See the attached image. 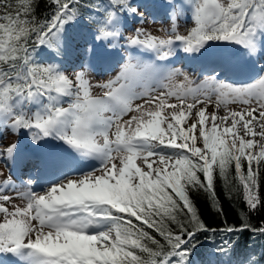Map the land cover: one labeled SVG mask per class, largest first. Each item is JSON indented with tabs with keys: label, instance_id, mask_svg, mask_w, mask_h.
<instances>
[{
	"label": "snow or ice",
	"instance_id": "6c2138e0",
	"mask_svg": "<svg viewBox=\"0 0 264 264\" xmlns=\"http://www.w3.org/2000/svg\"><path fill=\"white\" fill-rule=\"evenodd\" d=\"M169 3L174 19L191 10L194 26L186 34L174 26L165 39L136 29L127 43L159 60L173 55L177 43L186 53L211 41L239 44L250 54L259 50L264 0ZM51 4L52 15L38 21L34 0H0V123L27 130L34 143L62 140L100 167L41 192L28 181L21 191L5 163L15 158L16 143L0 148L8 168L0 181V254L21 264H189L197 233L216 231L200 219L191 191L202 190L216 202L217 173L227 181L234 169L249 210L264 204V75L234 85L215 74L192 79L182 68L129 56L114 78L98 85L102 94L93 95L86 66L70 75L35 59L41 47L61 54L64 26L84 5ZM102 11V19L94 20L97 40L117 38L120 14L137 13L130 0H107ZM33 101L39 109L27 110ZM169 148L171 154L163 151ZM102 222L109 227L90 230ZM246 229L264 234V225L249 223L223 231Z\"/></svg>",
	"mask_w": 264,
	"mask_h": 264
},
{
	"label": "rangeland",
	"instance_id": "374dc122",
	"mask_svg": "<svg viewBox=\"0 0 264 264\" xmlns=\"http://www.w3.org/2000/svg\"><path fill=\"white\" fill-rule=\"evenodd\" d=\"M133 4L135 5L136 3H139V5L136 7L137 13H130L134 16L133 20H127V17L125 16L124 13L120 14V32L121 34L114 39H108V40H97L96 35H93V31L89 30V27L94 29V26H88L82 27L77 24V20H74V23L71 25L77 26L79 30H81L82 33L88 37L89 32L92 34V38L90 37L88 42L86 43L83 39L80 43L66 40L65 33L68 28V24L64 26V29L61 33V40L63 43V51H64V56L65 59H59L55 57L51 52L47 55V58H52L56 60V64L59 65L60 69L64 71L65 73L72 74V72L75 71H80L82 70L85 66L87 67L89 74L87 76V79L90 81V83L93 85L92 88V94L93 95H100L103 92V89L100 88L98 85H101L105 82H107L109 79H112L115 77L116 74L120 71L121 65H123L125 62H121V64L117 67V69L114 72H111L109 74H102L97 71H95V66L96 62L99 59L107 57V60L110 59V56L113 54H116L117 52H122L126 53L128 49L131 47L127 43V38L131 37L132 35L135 34L136 29H142L145 33H150L153 36H158L161 38H168L169 34L173 31L174 26L177 31L180 32V34H186V30L194 26V21L192 17V12L190 9L186 10L183 12L182 15L179 16L178 19H174L173 17V9L170 6L169 0H132ZM168 2V4L166 3ZM177 3H180L176 0ZM107 5V1H106ZM153 7V8H152ZM91 39V40H90ZM260 40V47L258 51H263L264 52V38H258ZM91 41V43H90ZM225 51H222L220 53V58L218 59L217 56H213V50L218 49L220 47L219 43L216 41H211L208 42L199 52H194L192 53L191 57H186L184 52L182 50V47L179 43L176 44L175 49H174V54L171 55L167 61L171 63L169 66L166 68H174V67H179L182 68L184 71L188 73V75L192 78L196 72H197V66L205 61L211 58V61L214 63H217V65H220V62H224L223 60H231V64L229 68V72L235 71L238 73H242L244 70L249 69H243L245 67L241 66L237 61H247L250 59L251 55L247 49L244 47H241L239 44L235 43H225ZM235 46H240V49L238 52L234 53L229 50ZM44 48V47H43ZM47 52L42 49L37 50L36 54L39 55L40 59L43 58V55L46 54ZM155 53V52H154ZM35 54V55H36ZM232 54V55H231ZM156 55V53H155ZM234 59H230L233 58ZM217 57V58H214ZM71 58H75L77 61L73 63L72 67L67 68L68 63L70 62ZM128 55L125 54V58L123 61L127 60ZM138 59L137 57H135ZM189 58V61L187 60ZM189 62V63H188ZM79 63L81 64L79 66ZM258 63H261V65H257ZM90 64V65H89ZM98 65H101L99 63ZM196 70V72H195ZM208 69L207 72L201 73L198 75V79H203L204 76L208 75H213L215 74L216 70H211ZM252 72L249 74L251 78L244 77L242 81H232V80H226L224 77L228 75L225 73L224 76L222 75H217L218 79L224 80L225 82L234 84V85H245L251 83L253 80L258 78L260 75H264V53L262 55H257V58L253 65L251 66ZM210 71V72H208ZM219 74V73H218ZM216 75V74H215ZM183 79L182 76L176 77V83H179ZM68 98H65V103ZM176 101L174 99L170 100L169 103H175ZM66 105V104H65ZM40 105H38L36 102H29L28 104L25 105V108L27 110L31 111H36L38 110ZM230 107L234 109H238L239 106L237 105H230ZM214 110V108L210 107L209 111ZM219 114H223V111ZM7 129V130H5ZM51 138L52 141L56 143V145H60L64 143L62 140L56 139L54 137H49ZM25 140L26 142L29 143L30 146H36L39 145L41 142L44 141V139L40 140L38 143H34L32 138L29 135V132L24 129H20L18 132H14L13 129L8 126L6 123H0V148H3L9 143H16V148L20 145H23ZM60 149L62 147L60 146ZM167 154H171L174 150L173 149H164L163 150ZM59 163L65 165V167L68 169V174L62 176L57 183L60 181L64 180L66 177L69 176V178H75L76 175H83L84 173L91 172L94 168L100 167V161L97 159H90V158H82L81 161L85 160V165L82 167V169L75 171V173H72V170L69 168L68 161L65 160L63 156H59ZM9 161V160H7ZM6 161V162H7ZM78 163V164H76ZM79 162L76 159H73V162L70 164L71 168L74 165H77L76 167L79 166ZM0 172L3 173L4 178H7L8 172L6 171L4 165L0 162ZM3 176L0 177V179H3ZM14 203H16L18 206H24L25 201L23 200H15ZM108 222H102L98 228H93L90 229L92 231L95 230H103L108 226ZM15 261V260H14ZM13 263H10L6 260L3 261L4 264H21L17 261Z\"/></svg>",
	"mask_w": 264,
	"mask_h": 264
},
{
	"label": "trees",
	"instance_id": "16d2710c",
	"mask_svg": "<svg viewBox=\"0 0 264 264\" xmlns=\"http://www.w3.org/2000/svg\"><path fill=\"white\" fill-rule=\"evenodd\" d=\"M81 2L84 5L74 20H84L93 25L94 20L102 19V8L105 6L103 0H81ZM90 8L99 9L102 14ZM34 9L36 19L44 21L52 15L54 5L51 4V0H34ZM74 20L68 23L66 34L67 37L72 36L78 39L77 26L71 25ZM215 187L216 202L202 190H193L189 193L200 219L210 229L216 230L197 233L198 239L195 248L192 249L189 262L192 264H249L250 261H255V264H264V234L247 229L241 232L223 231L225 227H239L242 223H249L253 228L264 225V204L256 211L249 210L243 198L242 187L235 179L234 169L230 170L227 181L219 177L217 173ZM260 191L264 194V183H261ZM225 246V252L218 251Z\"/></svg>",
	"mask_w": 264,
	"mask_h": 264
},
{
	"label": "bare ground",
	"instance_id": "6f19581e",
	"mask_svg": "<svg viewBox=\"0 0 264 264\" xmlns=\"http://www.w3.org/2000/svg\"><path fill=\"white\" fill-rule=\"evenodd\" d=\"M218 43H222V42H218ZM234 49H235V48H234ZM190 55H192V53H186V54H185V56H187V57H190ZM251 58H252V60H254V55H252ZM144 62H145V63H151V62H148L147 60H144ZM152 62H153V61H152ZM251 62H252V61H249V60L247 61V63H251ZM237 63H239V64L241 65V63H240L239 61H237ZM152 64H153V63H152ZM244 64H245V66H246V62H245ZM159 67L162 68V66H159ZM232 73H233V75H234L236 78H239V77H240V75L237 74L236 72L233 71ZM32 167H33V166H31L30 168H32ZM32 169H33V168H32ZM32 169H31V170H32ZM39 169H41V168H39ZM34 182L37 183V184H40V182H37V179H36V181L34 180L32 183H34Z\"/></svg>",
	"mask_w": 264,
	"mask_h": 264
}]
</instances>
